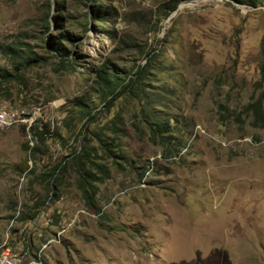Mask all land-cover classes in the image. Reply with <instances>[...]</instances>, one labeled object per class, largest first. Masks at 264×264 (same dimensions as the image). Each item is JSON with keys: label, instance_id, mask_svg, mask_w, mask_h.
<instances>
[{"label": "rangeland", "instance_id": "rangeland-1", "mask_svg": "<svg viewBox=\"0 0 264 264\" xmlns=\"http://www.w3.org/2000/svg\"><path fill=\"white\" fill-rule=\"evenodd\" d=\"M97 2L107 14L96 24L91 0H0V67L20 74L1 83L0 105L22 122L0 131V257L264 264V122L251 110L259 102L264 113V5ZM58 35L69 39L65 61L50 47ZM11 44L43 62L17 71ZM149 61L140 92L104 100L98 68H118L119 94ZM83 149L108 173L89 186L93 206Z\"/></svg>", "mask_w": 264, "mask_h": 264}, {"label": "trees", "instance_id": "trees-1", "mask_svg": "<svg viewBox=\"0 0 264 264\" xmlns=\"http://www.w3.org/2000/svg\"><path fill=\"white\" fill-rule=\"evenodd\" d=\"M94 3V5H92V13H93V19L92 21L94 23H98V22H105L106 14L107 11H103L102 10V6L100 4H98L97 0H91ZM240 4H248L250 6H252L253 8H258V6L260 4L264 5V0H235ZM178 2H176V4L174 5V10L177 9V4ZM59 7H61V4H59ZM54 21L56 23L57 27H61L62 24L60 23V21H62V17L61 16H54ZM49 25L47 28L51 27V22H48ZM62 37L64 36V34H61ZM61 35H58L57 37H55L54 41H51L50 43V47L52 48V51L55 53V55L59 58L62 59V61H65L66 58H69L70 56H72L73 54L67 49V47L65 46V43L69 41V39L67 37L62 38ZM5 53L8 56H13L15 58H18L19 60H22V62L19 65H16V70L19 71L20 70V66H23V64L25 63V66L28 67H33L37 64H39L40 62H43V58L38 56L37 54L33 53L31 51L32 54L27 53L26 51L24 52V50H22L18 44H11L8 45L5 48ZM262 56H263V64L261 66V77L262 79L260 80V86H263L264 83V44L262 47ZM75 60V57L74 59ZM151 61V60H150ZM150 61L147 62V64L143 67H140V70L138 71V73L135 75L134 78L131 79V85H127L126 87L123 88L122 92L117 94V92H119V87L120 85H115V83L118 81L120 82V75L118 74L117 70L118 68L116 66H109V63H104L102 67L98 68L95 71L96 74V84L98 85V87L100 88V92L104 98V100L110 101L109 99H111L112 97L114 98L113 100L117 99V98H122L123 96L126 95L127 90L132 91V92H140V87H138L137 84H139L142 80L143 77H141L144 73V71H146L149 66H150ZM20 76V74H13L11 73L8 69L6 68H2L0 67V85L1 83L4 82H9L14 78H18ZM120 84V83H119ZM136 88V89H135ZM113 102V101H112ZM111 103V102H110ZM80 106L86 105L84 103H80ZM82 110H84L82 108ZM251 110L253 111V113L256 116V121L257 122H264V113L262 110V106L261 104L255 103L253 105H251ZM158 131L163 135V133H169L170 132V127L168 126V124H162V123H158ZM264 126V125H263ZM36 127V126H35ZM29 148V147H28ZM77 157V164L78 166L81 165V167H87V176L82 174V171H79L80 177H81V190L83 191V195L84 198L86 200V203L89 206H93V197H94V192L93 194L88 193L89 192V186H94L93 182H103L104 180H106L108 178V173L106 170V167L102 164H98L94 161H92L91 158V152L87 149H83L82 152H79L78 154H76ZM116 156V155H115ZM118 158V157H117ZM97 169L98 171H100L101 173V177H99L98 175H95L93 173V171ZM89 179H92L91 181ZM55 179L52 181L51 185L54 186L55 184ZM96 188V187H95ZM27 218H29L30 220H34L36 217L34 216H27Z\"/></svg>", "mask_w": 264, "mask_h": 264}, {"label": "bare ground", "instance_id": "bare-ground-1", "mask_svg": "<svg viewBox=\"0 0 264 264\" xmlns=\"http://www.w3.org/2000/svg\"><path fill=\"white\" fill-rule=\"evenodd\" d=\"M26 121L27 120L25 119L23 122ZM20 122H21L20 117L17 116V114L13 111V109L0 105V131L13 128L16 124Z\"/></svg>", "mask_w": 264, "mask_h": 264}, {"label": "built area", "instance_id": "built-area-1", "mask_svg": "<svg viewBox=\"0 0 264 264\" xmlns=\"http://www.w3.org/2000/svg\"><path fill=\"white\" fill-rule=\"evenodd\" d=\"M18 261L12 250H1L0 264H15Z\"/></svg>", "mask_w": 264, "mask_h": 264}, {"label": "water", "instance_id": "water-1", "mask_svg": "<svg viewBox=\"0 0 264 264\" xmlns=\"http://www.w3.org/2000/svg\"><path fill=\"white\" fill-rule=\"evenodd\" d=\"M259 8H262V9H264V7L263 6H261V7H259ZM256 9V8H255ZM170 20H171V18L167 21V24L170 22Z\"/></svg>", "mask_w": 264, "mask_h": 264}]
</instances>
